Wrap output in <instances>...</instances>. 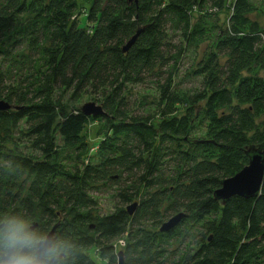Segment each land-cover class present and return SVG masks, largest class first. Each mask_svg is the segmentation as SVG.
<instances>
[{
  "label": "trees",
  "instance_id": "trees-1",
  "mask_svg": "<svg viewBox=\"0 0 264 264\" xmlns=\"http://www.w3.org/2000/svg\"><path fill=\"white\" fill-rule=\"evenodd\" d=\"M83 1L90 3L89 32L71 20L77 0L0 5V45L16 31L29 38L21 64L0 66V101L10 106L0 111V160L32 178L26 216L34 218L36 205L45 221L38 226L57 225L72 243L65 264H98L90 250L105 264H120L117 249L121 264H264V178L256 198H213L222 180L247 165L246 150L264 141V76L252 73L264 68V31L250 20L248 0ZM225 7L231 15L224 29L193 21L194 10ZM25 15L33 17L27 27ZM201 45L207 50L197 60ZM190 50L188 75L200 81L183 90L175 78ZM151 79L152 109L135 108L131 88ZM89 88L99 94L103 115L59 112L58 90ZM21 122L29 155L4 150ZM92 122L104 130L100 160L84 164L80 132ZM102 184L120 186L108 215L95 212L91 195ZM131 202H138L135 215L124 208ZM180 213L173 229L159 230Z\"/></svg>",
  "mask_w": 264,
  "mask_h": 264
},
{
  "label": "rangeland",
  "instance_id": "rangeland-1",
  "mask_svg": "<svg viewBox=\"0 0 264 264\" xmlns=\"http://www.w3.org/2000/svg\"><path fill=\"white\" fill-rule=\"evenodd\" d=\"M4 3V0H0V5ZM248 3L251 7V12L249 13V18L252 22H256L259 29L264 31V0H248ZM90 14V3L77 0V7L73 14L71 15V20L76 23L77 26L87 29L90 31V23L87 22V16ZM231 15V9L225 7L218 13L210 12V10L203 9L202 11L194 10L192 12L193 21L199 22L204 25L206 28H219L224 29L226 27L229 16ZM32 15H25L22 17L23 27L29 26L32 22ZM18 32V31H16ZM12 33L6 37V39L0 45V66L2 68L5 66H13L21 64L22 56L28 55L29 50V38L19 36L18 33ZM215 35V34H213ZM207 50L206 45H201L198 49L197 60L200 59L204 52ZM194 51L190 50L184 57L183 62L179 67V74L175 78L176 84L183 90H190L193 87H198L200 79L198 77H190L188 75L187 69L190 68L191 63L193 62ZM196 60V61H197ZM224 62V59L221 58V63ZM253 74H258L264 76V68H255L252 70ZM154 79L148 81L146 87H134L132 89V99L133 105L135 108H139V104L142 109L150 111L153 107V102L156 101V95L153 92V89L150 88ZM99 94L94 92L91 88L85 89L79 93H75L73 89H61L56 92L55 100L59 103V112H64L66 115L76 110H80L87 103H94L102 107V104L99 101ZM137 106V107H136ZM140 109V108H139ZM62 116H58L57 120H61ZM9 137H6V142L4 143V150L11 151L15 155L23 154L29 155L33 151L30 146V140L28 139L25 131L24 123L21 122L16 128L10 130ZM82 140L85 141L87 146L84 150V156L82 161L84 164L92 163L95 164L100 160V155L98 153V145L104 138V130L102 124L99 122H92L86 125L80 132ZM9 138V139H8ZM59 137H57V142H59ZM32 182V178L24 175L20 176L14 170L9 169L5 163L0 160V212L4 211L7 214L18 210V213L27 215V211L23 208V203L26 201L28 187ZM123 184V180L119 183ZM120 189L119 185L110 186L109 184H102L97 186L92 192L91 195L96 201V213L99 215H108L113 212L114 206L117 204V192ZM135 203V207L131 215H135L138 211V202H131L124 205V208H129L132 204ZM32 214L34 218L32 219L34 223L38 226L45 224L40 217V211L34 205ZM171 216L167 217L162 221L166 222ZM161 223V224H162ZM152 223L145 222L143 227L149 230H154L151 227ZM126 239L125 236L117 241V245L121 240ZM122 240V241H123ZM123 246L118 245L117 248ZM179 247V243H176L171 250ZM118 252H122L123 250ZM90 256L92 259L98 262V264H105L101 262L95 251L90 250Z\"/></svg>",
  "mask_w": 264,
  "mask_h": 264
},
{
  "label": "clouds",
  "instance_id": "clouds-1",
  "mask_svg": "<svg viewBox=\"0 0 264 264\" xmlns=\"http://www.w3.org/2000/svg\"><path fill=\"white\" fill-rule=\"evenodd\" d=\"M72 249L63 236L26 215H0V264H65Z\"/></svg>",
  "mask_w": 264,
  "mask_h": 264
},
{
  "label": "water",
  "instance_id": "water-1",
  "mask_svg": "<svg viewBox=\"0 0 264 264\" xmlns=\"http://www.w3.org/2000/svg\"><path fill=\"white\" fill-rule=\"evenodd\" d=\"M137 2V0H129ZM140 30L126 43L122 48L123 52L128 51V49L134 44L136 37L138 36ZM10 109L8 103L0 101V111H5ZM81 113L85 116H101L103 115V110L101 106L94 103H87L81 108ZM248 163L234 176L224 179L220 183V187L213 192V198L217 201H221L225 204L231 197L238 196L245 199H253L259 196L260 189L262 186L264 178V141L257 146H250L245 152ZM135 205H131L127 208L129 215L132 214ZM184 217V214L180 213L169 220L164 222L160 231L165 232L173 229L180 220ZM57 225L53 226L50 232H55ZM120 258V264L122 262V253H118Z\"/></svg>",
  "mask_w": 264,
  "mask_h": 264
},
{
  "label": "built area",
  "instance_id": "built-area-1",
  "mask_svg": "<svg viewBox=\"0 0 264 264\" xmlns=\"http://www.w3.org/2000/svg\"><path fill=\"white\" fill-rule=\"evenodd\" d=\"M118 245L124 246V243L122 241H120Z\"/></svg>",
  "mask_w": 264,
  "mask_h": 264
}]
</instances>
